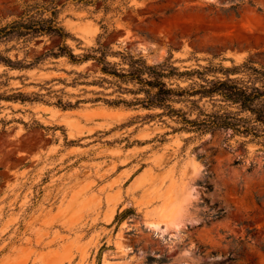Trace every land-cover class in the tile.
<instances>
[{"label":"rangeland","instance_id":"1","mask_svg":"<svg viewBox=\"0 0 264 264\" xmlns=\"http://www.w3.org/2000/svg\"><path fill=\"white\" fill-rule=\"evenodd\" d=\"M34 3L55 6L71 36L0 43L33 62L0 63V264H264L262 138L110 104L145 93L120 89L93 56L54 54L102 45L110 65L171 64L169 86L191 88L226 78L220 66L264 67V0H0V26ZM192 98L205 112L228 105Z\"/></svg>","mask_w":264,"mask_h":264},{"label":"trees","instance_id":"2","mask_svg":"<svg viewBox=\"0 0 264 264\" xmlns=\"http://www.w3.org/2000/svg\"><path fill=\"white\" fill-rule=\"evenodd\" d=\"M83 1L89 3L96 0ZM49 10L52 11L48 16L46 12ZM56 11L55 6L50 7L43 3L28 4L18 19L0 26V43L16 40L18 44H27L34 37L43 34H55L63 40L67 39L71 33L61 25ZM99 50L101 52L99 56L85 54L84 57H80L67 43H64L54 54L57 56L67 55L72 61L93 56L102 64V70L105 73L118 78L113 83L117 84L120 89L133 90L122 86L125 82H133L139 85L138 89L133 91L134 93H145V96H136L135 100L131 102L124 98L105 99L110 104L128 103L141 104L147 108L160 107L163 111L157 115H169L175 118L178 122L183 123L182 128L184 129L202 133L214 128L228 127L238 133L252 136L253 140L262 138L260 142L264 141V67H257L251 61H245L233 67L220 66L219 68L226 73V78H207L203 83H198L191 88H176L169 86L166 80L167 77L173 75V70L177 69L174 65L170 64L168 67L149 65L144 58L130 55L128 56V67L117 68L110 65L109 61H105L106 49L102 45ZM0 63L20 67L33 65V62L13 60L1 49ZM206 68L208 69V67ZM211 68L210 70H212ZM231 74H239V76L231 77ZM195 95H200L201 98L205 96L220 97V101L228 105L219 104L218 110L205 112L199 105H195L197 100L192 98ZM182 101L191 102L189 111L177 108L173 104ZM59 103L64 107L72 106L71 103L64 104L62 101ZM231 106H236L238 110L233 111L229 108ZM222 108L225 109L222 110ZM194 110H198L196 117H190ZM242 112H247L249 115L242 116L240 115ZM235 259L230 255L224 261L220 260L219 262L233 264Z\"/></svg>","mask_w":264,"mask_h":264}]
</instances>
